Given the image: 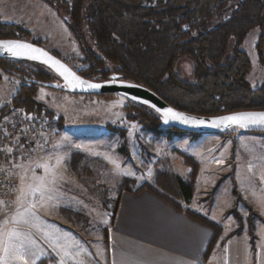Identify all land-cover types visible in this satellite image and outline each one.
Segmentation results:
<instances>
[{"label": "rangeland", "instance_id": "obj_1", "mask_svg": "<svg viewBox=\"0 0 264 264\" xmlns=\"http://www.w3.org/2000/svg\"><path fill=\"white\" fill-rule=\"evenodd\" d=\"M0 18L3 23L27 30L30 34L22 36L23 40L41 45L76 71L84 68L80 45L62 13L47 0H0ZM261 34V30L255 29L243 45L251 59L248 81L253 88L264 81V67L259 64L256 50ZM177 69L187 80L193 79L194 65L189 59L181 58ZM21 84L18 77L5 72L0 65V109L12 102ZM35 90L34 99L43 110L53 113L61 126L52 132L47 152L38 161L19 169L17 189L10 206L0 215L2 222L10 214L6 218L10 222L9 230L22 231L24 224L32 228L22 233L32 239L30 246L34 253L43 249L39 241L41 245L51 242L46 239V233L58 237L56 228H49L50 224L43 226L48 221L46 214H42V207L46 206L51 210L52 220L61 219L60 213L67 227L84 240L87 252L99 258L97 250L105 246L98 241H104L107 236L122 192L121 185L126 179L134 182L135 189L149 183L159 190L163 184L173 186L174 177L191 180L194 204L198 205L195 210L210 212L215 219H226L217 223L222 227L220 238L225 230L228 235L239 229H247L249 233L252 227L255 231L261 214L264 215V130L233 128L221 134L192 135L168 134V129L161 126V133L156 136L128 119L130 114H137L138 104L121 95L80 96L44 86ZM57 158H63L59 166ZM216 158L224 160L226 165L217 166ZM253 160L258 166L251 177L246 165ZM45 163L57 173L55 184L49 186L51 191L45 189L46 197L51 198L43 206L38 204L34 218H24L27 223L12 221L10 218L18 210L14 203L18 190L22 186L25 189L28 185L39 186L41 177L50 178L51 171L46 173L39 166ZM172 189L175 192L176 189ZM36 198H40V193ZM180 203L185 207L189 205ZM15 262L13 264H22Z\"/></svg>", "mask_w": 264, "mask_h": 264}, {"label": "trees", "instance_id": "obj_2", "mask_svg": "<svg viewBox=\"0 0 264 264\" xmlns=\"http://www.w3.org/2000/svg\"><path fill=\"white\" fill-rule=\"evenodd\" d=\"M47 2L62 13L80 45L84 68L78 72L87 79L119 78L133 82L157 93L171 106L199 116L264 110V81L255 88L251 86L248 81L251 59L243 49L248 35L255 29L261 30L256 50L259 64L264 67V0ZM29 34L19 26L3 23L0 18V39H23L22 36ZM181 58L193 63L192 80L178 71ZM23 64L30 68H22ZM0 65L22 82L12 102L0 109V118L13 107L22 108L36 118L55 116L43 110L34 97L38 86L62 90L63 82L56 74L39 63L26 60L5 58L0 59ZM136 104L137 114H130L128 119L158 136L162 117L149 107ZM167 133L200 135L176 128L168 129ZM174 180L173 186L163 184L162 191L149 183L135 189L134 182L128 179L121 188L134 194L151 191L183 210L180 201L192 200L194 185L191 180L180 177ZM185 212L214 229L208 255L220 238L222 227L190 209ZM250 230L254 245V227ZM240 234L241 229L229 238Z\"/></svg>", "mask_w": 264, "mask_h": 264}, {"label": "crops", "instance_id": "obj_3", "mask_svg": "<svg viewBox=\"0 0 264 264\" xmlns=\"http://www.w3.org/2000/svg\"><path fill=\"white\" fill-rule=\"evenodd\" d=\"M251 162L256 164L254 160ZM251 162L249 166L246 165V169L252 177L256 170L252 169ZM194 202L193 197L188 202L189 205L187 204L185 207L182 204L184 209L180 210L148 190L141 194L122 191L119 194L113 222L107 228V236L104 241H98L105 246L103 250H97L99 258L95 257L93 252H87L88 250L83 246L84 240H80L78 238L80 235L74 234L71 227H67L60 213L61 219L52 220L50 218L51 210L46 206L42 207L44 209L42 214H46L49 222L47 221L43 226L47 227L50 224L49 228L52 226L56 228L60 238L59 242L68 246L74 254L79 248H83L84 251L77 259H82L85 264H264L263 214H261L262 219L259 224L255 227L254 245L247 229L232 238H229L224 229V234L217 246L207 255L215 231L191 217L185 212V209H190L203 216L206 215L216 223L225 222L226 219H215L211 217L210 212L207 214L205 210L202 211L203 213L195 210L198 209V205L196 206ZM253 207L256 206L253 205ZM8 216L10 214L3 221ZM24 226L25 229L32 230L30 226L25 224ZM24 230L19 231L23 232ZM31 243L32 239L25 235L24 247L29 253L26 257L29 264L32 261L31 253H34L30 246ZM38 244L43 249L39 248L41 251H38L37 254L40 258L36 260V264H58V258H52L55 253L51 242L45 241L41 245L39 241ZM0 255L3 253L0 252ZM17 264L19 263L17 262ZM64 264H74V262L65 259Z\"/></svg>", "mask_w": 264, "mask_h": 264}, {"label": "snow or ice", "instance_id": "obj_4", "mask_svg": "<svg viewBox=\"0 0 264 264\" xmlns=\"http://www.w3.org/2000/svg\"><path fill=\"white\" fill-rule=\"evenodd\" d=\"M0 49L10 53L13 57H27L31 60H40L43 58V62L48 64L50 63L53 67L56 68L58 72L68 81V85L71 88L78 87H87L90 89H98L102 87L98 83H90L89 81L81 79L79 76H76L75 73L71 72L70 69L66 68L60 63V61L53 59L49 54L42 49L36 48L31 44L23 43L19 41H0ZM145 103H148L145 101ZM153 108H156L155 105H152ZM157 112H161L159 108H156ZM162 116L164 122L167 123L170 120H180L184 123H194V124H203V120H195L193 118L184 116L183 114L176 112L172 108H167L162 111ZM214 126L224 125L225 127L229 125H239L240 127H248L249 125H264V112L259 113H236L228 116L219 117L212 121ZM79 147V146H77ZM10 151V149H9ZM63 158H57L56 164L59 166ZM43 167L45 172L51 171L50 178L41 177L40 185L33 187L28 185L27 189L23 186L18 190L19 196L17 200L14 201L18 205V210L16 215L10 219L16 223H19L20 220H24L27 223L25 217H35L36 208L38 204L43 206L47 199L51 197H46L45 189L51 191L50 185H54L57 179V173L54 169L49 168L47 163L39 165ZM23 177L21 178V183L23 184ZM35 180L36 177H33ZM47 180V183H45ZM40 193V198H36V194ZM31 196L32 199L28 200L27 197ZM4 201H0V205H4ZM22 209V211L20 210ZM9 220L5 219L3 225L0 226V252L3 255H0V264H13L14 261H20L22 264H29L28 259L26 258L29 253L24 247L25 243V234L20 232L18 229H7V224ZM46 239L51 241V247L55 253L52 258H58V264H64L65 259L72 260L74 264H85L82 259H77L81 252L84 251L83 248H79L75 254L69 250L68 246L61 244L59 242V237H53L51 234H45ZM19 241V243H17ZM32 261L31 264H36V260L39 259V255L36 253H31Z\"/></svg>", "mask_w": 264, "mask_h": 264}, {"label": "built area", "instance_id": "obj_5", "mask_svg": "<svg viewBox=\"0 0 264 264\" xmlns=\"http://www.w3.org/2000/svg\"><path fill=\"white\" fill-rule=\"evenodd\" d=\"M58 124L56 116L36 118L18 107L11 108L0 118V201L5 202L0 205V215L10 206L17 189V172L47 152Z\"/></svg>", "mask_w": 264, "mask_h": 264}, {"label": "water", "instance_id": "obj_6", "mask_svg": "<svg viewBox=\"0 0 264 264\" xmlns=\"http://www.w3.org/2000/svg\"><path fill=\"white\" fill-rule=\"evenodd\" d=\"M19 41L23 43H28L33 45L36 48L42 49L43 51L47 52L49 56H51L53 59L60 61L62 65H64L66 68L70 69L71 72L75 73L76 76H79L81 79L89 81L90 83H98L101 84L102 87L98 89H90L87 87H78V88H71L68 85V81L64 79V77L56 70L55 67H53L50 63L46 64L43 62V58L40 60H31L27 57H13L10 53L4 51L3 49H0V59H15V60H26L31 61L35 63H39L47 68H49L54 74H56L63 82V85L60 86V88L66 92H69L74 95H80V96H102V95H121L123 97L128 98L129 100H132L136 103L145 105L152 109L154 112L159 114L162 119V111L167 108H172L176 112H179L183 114L184 116L193 118L195 120H203V124H194V123H184L180 120H170L169 122L165 123L164 119L162 120V126H164L167 129L176 128L179 130H182L184 132L189 133H198V134H221L224 132H227L233 128H239V129H252V130H264V125H249L248 127H240L239 125H229L225 127L224 125L220 126H214L212 121L223 116H228L236 113H259L264 112L262 111H239L234 112L230 114L220 115V116H199L195 114H191L188 112H184L182 110H179L170 104H168L162 97H160L157 93L153 92L152 90L125 80H121L119 78H114L112 80L108 81H94L91 79H87L84 76H82L78 71L73 69L67 62L63 61L60 57L57 55L51 53L41 45L23 40V39H0V41ZM147 101L148 103H145ZM152 105H155L156 108H159L161 112H157L156 108H153Z\"/></svg>", "mask_w": 264, "mask_h": 264}, {"label": "bare ground", "instance_id": "obj_7", "mask_svg": "<svg viewBox=\"0 0 264 264\" xmlns=\"http://www.w3.org/2000/svg\"><path fill=\"white\" fill-rule=\"evenodd\" d=\"M216 160H219V162L216 163L217 166H225L226 165L224 160H220L219 158H216ZM251 167H252L253 170H255V168H256V166H255V164L253 162H251Z\"/></svg>", "mask_w": 264, "mask_h": 264}]
</instances>
